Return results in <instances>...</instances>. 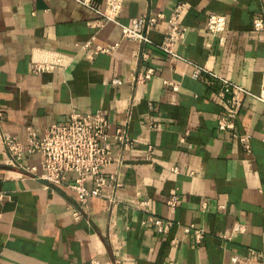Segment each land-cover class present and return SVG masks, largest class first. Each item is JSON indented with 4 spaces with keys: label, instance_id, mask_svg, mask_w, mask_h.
Wrapping results in <instances>:
<instances>
[{
    "label": "crops",
    "instance_id": "crops-1",
    "mask_svg": "<svg viewBox=\"0 0 264 264\" xmlns=\"http://www.w3.org/2000/svg\"><path fill=\"white\" fill-rule=\"evenodd\" d=\"M178 3L188 30L180 58L155 47L162 22L147 33L151 45L123 36L132 18L169 17ZM211 14L225 17V31H205ZM258 17L264 0H0V134L24 140L28 127L41 134L74 111H101L111 133L126 126L133 142L122 165L106 169L119 170L122 186L83 208L70 189L9 167L0 137V264H264V106L246 97L234 130L217 127L221 79L251 95L264 87ZM34 63L53 68L34 74ZM194 66L204 69L196 78ZM148 217L168 232L143 224Z\"/></svg>",
    "mask_w": 264,
    "mask_h": 264
},
{
    "label": "built area",
    "instance_id": "built-area-1",
    "mask_svg": "<svg viewBox=\"0 0 264 264\" xmlns=\"http://www.w3.org/2000/svg\"><path fill=\"white\" fill-rule=\"evenodd\" d=\"M184 4L178 3L172 10L169 17L162 14L155 16L139 15L131 19L129 26L122 27V34L126 39L136 41L140 45H151L147 33L158 23L165 25L162 40L155 47L158 51L168 57L180 58L175 53V46L182 42L187 34V27L182 24ZM99 13V11H96ZM226 19L222 15L211 14L206 21L205 31L210 35H217L225 31ZM253 30L264 35V19L255 18ZM89 43L84 48H89ZM117 44L105 47L97 46L94 52L112 53ZM146 58V54L142 55ZM59 63V61H56ZM31 72L34 74L43 73L52 69V65L37 64L31 65ZM204 72V69L194 66L192 77L196 78ZM151 70H147L141 80L150 78ZM119 83V81H115ZM223 90L222 108L217 127L221 132H232L235 127L236 118L242 108L246 97H254L264 106V87L258 95H251L245 88L229 81L221 79ZM0 110V120L2 119ZM4 151L7 156L9 167L20 171L29 178L43 181L53 187H66L70 189L83 208H86L87 200L90 197H99L104 188L111 189L112 193L122 186L119 177V170L106 173L109 166L122 165V154L132 148L133 142L127 134L126 126H120L110 132V123L106 115L101 111L93 113H70L64 123L52 124L45 128L41 134L35 129L26 128L24 140H20L9 133L0 134ZM248 136L240 140L245 144V150L249 151ZM118 148V152L115 149ZM39 155L38 165H25L24 156ZM173 168V172H177ZM39 171V172H38ZM114 203L113 196L109 198ZM167 205L174 207L178 203V196H172L167 200ZM141 207L147 203L140 202ZM205 207V206H204ZM74 220L81 218L79 211L73 210ZM143 224L151 225L158 233H167L170 224L155 217H148ZM242 226L236 225L234 230L241 231ZM185 232L194 230L193 226L185 227ZM253 255V253H251ZM97 264V262H94Z\"/></svg>",
    "mask_w": 264,
    "mask_h": 264
}]
</instances>
